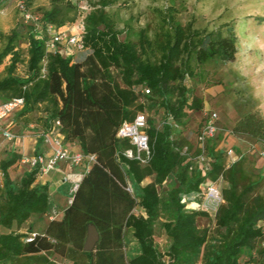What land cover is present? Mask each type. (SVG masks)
I'll return each mask as SVG.
<instances>
[{
    "label": "trees",
    "instance_id": "1",
    "mask_svg": "<svg viewBox=\"0 0 264 264\" xmlns=\"http://www.w3.org/2000/svg\"><path fill=\"white\" fill-rule=\"evenodd\" d=\"M23 1L29 9L34 0ZM49 1V8H39L43 32L33 26L26 35L19 29L0 30V67L5 66L0 99L24 97L17 117L31 124L38 112L34 122L45 132L58 120L64 142L76 141L80 151L95 154L96 160L61 218L49 220L42 232L22 231L32 215L50 210L48 187L36 182L38 168L13 182L8 170L21 156L0 162V264H56L58 259L63 264H264V173L256 172L254 160L238 149L239 158L227 165L217 136L206 139L202 166L197 159L201 150L193 153L182 136L189 111L203 108L186 79L207 64L234 60L233 27L224 24L225 34L198 29L193 20L179 19L181 10L172 1L154 8L152 22L134 27L129 17L118 28L105 11L115 0H97L78 25L89 53L73 61L47 51L45 41L48 25L57 29L76 21L77 6L71 0ZM20 64L26 66L24 74L18 72ZM144 112H149L145 132L150 152L142 164L124 156L134 146L116 133L123 121ZM230 131L264 145V118L256 111L243 113ZM148 177L151 181L143 184ZM212 182L223 183V201L210 233L198 226V219L208 214L181 199ZM136 208L141 212L135 213ZM90 224L99 239L87 252L83 244ZM157 226L169 240L163 252L154 240ZM127 232L136 243L130 254Z\"/></svg>",
    "mask_w": 264,
    "mask_h": 264
},
{
    "label": "rangeland",
    "instance_id": "2",
    "mask_svg": "<svg viewBox=\"0 0 264 264\" xmlns=\"http://www.w3.org/2000/svg\"><path fill=\"white\" fill-rule=\"evenodd\" d=\"M21 0H0V30L10 33L13 29L21 30L25 35L30 26L36 31H44L42 22L31 23L26 21L18 4ZM77 6L78 16L74 23L61 26L60 29L73 33L78 30L82 15H86L91 8L96 6L97 0H71ZM174 2L181 12L178 15L182 22L194 21V27L198 29L222 30L225 34L224 24L233 27L236 34V48L234 60L227 63L207 64L193 78H187L186 83L194 88L195 94L202 98L203 108L199 111H189L186 124L182 127V136L192 144V151L198 148V134L200 127L210 113L217 114L218 131L215 136L218 140V148L224 151L232 148L238 149L241 154L248 155L254 160L256 172L264 173V145L256 142L247 135L232 134L230 129L233 123L246 112L256 111L264 118V0H115V2L105 7L114 19L117 20V27L122 28V20L133 18L134 27H142L154 19V8L165 7ZM49 8V0H34L29 5L30 13L40 14L39 8ZM41 15V14H40ZM124 34L120 35L123 38ZM27 41H21L23 49L27 48ZM89 53L88 49L75 51L72 55L73 61H81ZM5 66L0 67V78L4 76ZM25 64L19 65L18 72L24 74ZM0 102L1 99H0ZM146 117L149 112H144ZM39 115L38 112L32 114V123ZM162 121V110L155 114L157 126ZM23 118L14 117V122L10 126L14 135L21 134L26 127ZM39 127V125H37ZM0 140L11 145L9 140L0 135ZM201 162V161H199ZM201 165H206L201 162ZM151 180L146 178L143 181ZM223 185L222 182L219 183ZM166 188L164 183L162 188ZM190 196V195H189ZM141 212L140 208L135 209V213ZM213 214L200 217L198 226L205 227L210 233L214 231L215 224ZM128 239L127 253L134 252L136 248L135 240L129 232L126 233ZM155 243L160 252H163L169 240L160 227H156L154 236ZM61 261L60 259H58ZM64 264H71L65 261ZM200 264V263H198Z\"/></svg>",
    "mask_w": 264,
    "mask_h": 264
},
{
    "label": "built area",
    "instance_id": "3",
    "mask_svg": "<svg viewBox=\"0 0 264 264\" xmlns=\"http://www.w3.org/2000/svg\"><path fill=\"white\" fill-rule=\"evenodd\" d=\"M19 10L22 12L24 19L31 23H40L41 15L37 13H30L23 0L19 1ZM85 15H82L81 21ZM80 21V23H81ZM73 33H68L61 27L55 29L51 25H48L46 30L49 34L48 39L45 41V47L47 51H56L63 56H71L75 51L84 50V41L82 32L79 29ZM145 93H149V89H144ZM26 104L24 97H15L6 101L0 102V134L12 140L14 133L10 126L13 124V117L24 109ZM60 122L55 120L53 126L48 131L52 134L54 140V150L50 155L43 153H36L30 157H24L23 162L30 165V168H38L39 175L47 173L57 166L61 161L68 162L71 166H77L85 164V172L88 171L89 166L95 162V154H85L82 151H74L64 145L63 135L58 131ZM147 127L146 115L144 113H137L134 119L129 121H123L117 129L118 138H127L134 146V150L128 149L123 152L124 156L128 158H134L139 160L142 164H145L149 157V144L148 136L145 132ZM218 131L217 127V114L212 112L206 117L202 126L200 127L198 134V148L201 150V154L197 156V159L201 162H205L204 144L207 138L213 137ZM188 147L184 146L183 152L187 153ZM226 164L230 165L234 163L239 155L235 150L229 148L225 150ZM4 176V172L0 167V178ZM81 176L74 181L72 185V193L76 190ZM131 190L130 187L127 188ZM190 195V196H189ZM71 199L69 200L70 203ZM221 186L219 182H212L205 185L201 191L194 192L188 195H183L181 202L186 206H195L197 209L206 212L207 214H215L218 206L222 202ZM56 264H63L62 261H56Z\"/></svg>",
    "mask_w": 264,
    "mask_h": 264
},
{
    "label": "crops",
    "instance_id": "4",
    "mask_svg": "<svg viewBox=\"0 0 264 264\" xmlns=\"http://www.w3.org/2000/svg\"><path fill=\"white\" fill-rule=\"evenodd\" d=\"M17 115L18 113L14 117ZM64 145L71 150L80 151L76 141L64 142ZM54 147L52 134L43 131L37 125L30 124L21 134L14 136L11 145L7 146L0 140V162L12 157L13 154H19L21 158L9 168L8 172L13 182H20L24 175L31 170L30 165L22 161L23 158L36 153H43L48 156L53 152ZM85 167V164L71 166L68 162L61 161L55 168L36 178L37 183L45 184L48 187L50 210L41 215H32L25 223L22 231L42 232L49 220L61 218L63 210L72 197V185L85 173ZM150 181H146L145 184ZM261 225L264 226V220Z\"/></svg>",
    "mask_w": 264,
    "mask_h": 264
},
{
    "label": "water",
    "instance_id": "5",
    "mask_svg": "<svg viewBox=\"0 0 264 264\" xmlns=\"http://www.w3.org/2000/svg\"><path fill=\"white\" fill-rule=\"evenodd\" d=\"M99 234L93 224L88 225L85 242L83 244V251H92L98 242Z\"/></svg>",
    "mask_w": 264,
    "mask_h": 264
}]
</instances>
